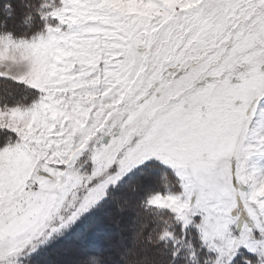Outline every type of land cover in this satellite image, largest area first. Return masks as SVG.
Here are the masks:
<instances>
[{
	"label": "snow or ice",
	"instance_id": "1",
	"mask_svg": "<svg viewBox=\"0 0 264 264\" xmlns=\"http://www.w3.org/2000/svg\"><path fill=\"white\" fill-rule=\"evenodd\" d=\"M0 264H264V0H0Z\"/></svg>",
	"mask_w": 264,
	"mask_h": 264
}]
</instances>
